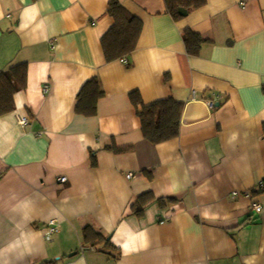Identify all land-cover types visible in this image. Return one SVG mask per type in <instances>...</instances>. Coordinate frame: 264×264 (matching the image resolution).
Wrapping results in <instances>:
<instances>
[{
    "label": "crops",
    "instance_id": "crops-1",
    "mask_svg": "<svg viewBox=\"0 0 264 264\" xmlns=\"http://www.w3.org/2000/svg\"><path fill=\"white\" fill-rule=\"evenodd\" d=\"M119 1L143 28L108 62L110 0H0V70L28 64L0 116V264H264V0H207L180 19L165 0ZM186 29L208 40L197 55ZM94 77L98 112L78 114ZM133 91L183 102L179 135L146 140ZM149 191L175 201L135 215ZM87 225L116 248L85 247Z\"/></svg>",
    "mask_w": 264,
    "mask_h": 264
},
{
    "label": "trees",
    "instance_id": "trees-1",
    "mask_svg": "<svg viewBox=\"0 0 264 264\" xmlns=\"http://www.w3.org/2000/svg\"><path fill=\"white\" fill-rule=\"evenodd\" d=\"M207 0H165L167 10L175 19L184 17L180 8L188 11L200 8L206 4ZM108 14L114 19L113 25L101 37L102 47L106 61L112 62L124 58L137 47L139 37L142 32V20L131 13L119 0H110ZM187 52L190 55H197L202 45L207 42L198 32L186 29L183 33ZM28 64L20 63L7 70H0V116L13 112L16 109L15 94L27 86ZM104 95L99 78L94 77L88 80L81 88L76 102L75 111L85 116H94L98 112V101ZM132 103L136 108V113L141 121V130L146 140L157 144L179 135L184 103L173 98L160 99L150 104L144 103L139 91L130 93ZM116 152H123L133 147L117 148L110 146ZM93 163L96 164L94 156ZM149 178H152L150 171H145ZM264 191V187L256 190L258 194ZM153 201H158L161 205L167 202L173 203V198H157L152 191L138 196L132 206L133 213L143 216L146 207ZM83 243L85 247H90L106 254L111 253V248L115 249L111 239L101 230H96L91 225L83 229ZM121 251L118 249L115 259H119ZM58 260L50 261L49 264H57Z\"/></svg>",
    "mask_w": 264,
    "mask_h": 264
},
{
    "label": "built area",
    "instance_id": "built-area-1",
    "mask_svg": "<svg viewBox=\"0 0 264 264\" xmlns=\"http://www.w3.org/2000/svg\"><path fill=\"white\" fill-rule=\"evenodd\" d=\"M47 87L48 86H46V89H47ZM210 104L212 106H214L215 102L211 101ZM19 122L22 125H26V124L29 123V119L26 116L20 117L19 118ZM133 175H134L133 173H129L128 177L131 178ZM58 180H59V182L64 183V182H66L68 180V178H67V176H61V177L58 178ZM261 187H264V181L262 182ZM253 209L256 212L260 213L262 211V205L259 202L256 201V202L253 203ZM49 227H50L49 228L50 234L58 231L55 221H51L50 224H49Z\"/></svg>",
    "mask_w": 264,
    "mask_h": 264
},
{
    "label": "water",
    "instance_id": "water-1",
    "mask_svg": "<svg viewBox=\"0 0 264 264\" xmlns=\"http://www.w3.org/2000/svg\"><path fill=\"white\" fill-rule=\"evenodd\" d=\"M180 12L182 15L186 16L188 14V10L185 9V8H180ZM76 253V252H75ZM70 255H73V254H70Z\"/></svg>",
    "mask_w": 264,
    "mask_h": 264
}]
</instances>
